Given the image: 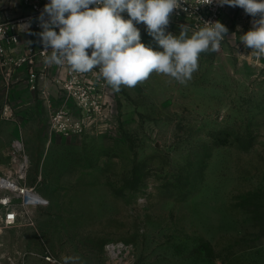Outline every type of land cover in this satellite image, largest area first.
<instances>
[{"label":"rangeland","instance_id":"rangeland-1","mask_svg":"<svg viewBox=\"0 0 264 264\" xmlns=\"http://www.w3.org/2000/svg\"><path fill=\"white\" fill-rule=\"evenodd\" d=\"M29 8L0 0V16ZM253 19L226 9L220 51L186 84L107 86L109 113L82 135H51L46 98L0 69V178L43 198L0 185V264H264V56L240 40Z\"/></svg>","mask_w":264,"mask_h":264},{"label":"clouds","instance_id":"clouds-1","mask_svg":"<svg viewBox=\"0 0 264 264\" xmlns=\"http://www.w3.org/2000/svg\"><path fill=\"white\" fill-rule=\"evenodd\" d=\"M219 3L238 6L254 18L252 28L240 40L258 58L264 56V0ZM180 7L181 0H50L39 17L44 62L66 63L77 73L98 69V78L115 92L121 91V86L136 87L152 73L186 84L198 70L200 54L220 51L228 29L216 21L204 22L191 36L186 25L181 26L179 35L166 32L170 16ZM140 23L162 51L141 42L136 27Z\"/></svg>","mask_w":264,"mask_h":264},{"label":"built area","instance_id":"built-area-1","mask_svg":"<svg viewBox=\"0 0 264 264\" xmlns=\"http://www.w3.org/2000/svg\"><path fill=\"white\" fill-rule=\"evenodd\" d=\"M49 2L28 0L30 8L24 15L17 18L0 16V69L7 85L24 84L46 98L52 109L49 120L51 135H82L96 126L101 116L109 113V105L103 100L108 85L98 78V69L77 73L66 63L49 65L44 62L46 53L39 36L43 31L39 17L44 5ZM229 7L221 5L219 0H181V7L170 16L166 32H180L182 25L193 32L203 27L204 22L219 21L223 24L224 12ZM122 15L125 19L129 18L127 13ZM44 19H48L47 14ZM136 27L140 30L142 42L146 26L140 23ZM88 52L90 54L91 49ZM5 108L6 113L8 107ZM17 189L24 206L43 203L34 186L20 185ZM16 219V211L6 213L8 223ZM46 257L52 260L51 255Z\"/></svg>","mask_w":264,"mask_h":264},{"label":"bare ground","instance_id":"bare-ground-1","mask_svg":"<svg viewBox=\"0 0 264 264\" xmlns=\"http://www.w3.org/2000/svg\"><path fill=\"white\" fill-rule=\"evenodd\" d=\"M18 145L20 146V143L18 142ZM0 185L12 188V189H17L18 188V183L17 181L12 180L11 178H0Z\"/></svg>","mask_w":264,"mask_h":264}]
</instances>
